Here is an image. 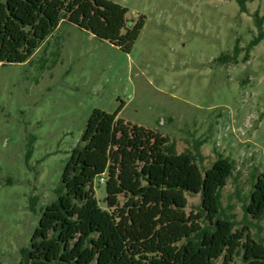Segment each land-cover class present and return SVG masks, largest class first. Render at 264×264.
<instances>
[{
    "label": "rangeland",
    "instance_id": "1",
    "mask_svg": "<svg viewBox=\"0 0 264 264\" xmlns=\"http://www.w3.org/2000/svg\"><path fill=\"white\" fill-rule=\"evenodd\" d=\"M109 1L128 10L126 28L144 17L129 54L63 22L27 62L0 66V264L21 260L92 111L120 106L118 119L169 136L177 153L200 143L205 167L233 160L223 214L264 244V219L244 211L264 175V41L246 62L244 52L237 64L216 62L257 35L255 12L264 30V0H245L246 12L234 0ZM93 186L105 208L104 185ZM186 198L196 215L199 196Z\"/></svg>",
    "mask_w": 264,
    "mask_h": 264
},
{
    "label": "trees",
    "instance_id": "2",
    "mask_svg": "<svg viewBox=\"0 0 264 264\" xmlns=\"http://www.w3.org/2000/svg\"><path fill=\"white\" fill-rule=\"evenodd\" d=\"M246 12L245 0H234ZM128 10L109 0H0V66L27 62L60 23L68 22L129 54L144 26L140 16L126 28ZM263 18L254 13L257 35L246 48L235 44L216 62L237 64L264 41ZM123 30L125 33L123 34ZM93 110L71 150L55 190L42 210L18 264H264V244L247 227L235 230L222 211L221 191L235 163L219 156L205 167L200 143L177 153L167 135ZM104 179L105 208L93 183ZM186 195L200 198L187 213ZM251 220L264 219V175L244 206Z\"/></svg>",
    "mask_w": 264,
    "mask_h": 264
},
{
    "label": "built area",
    "instance_id": "3",
    "mask_svg": "<svg viewBox=\"0 0 264 264\" xmlns=\"http://www.w3.org/2000/svg\"><path fill=\"white\" fill-rule=\"evenodd\" d=\"M101 184H104V179L100 178L99 181Z\"/></svg>",
    "mask_w": 264,
    "mask_h": 264
}]
</instances>
